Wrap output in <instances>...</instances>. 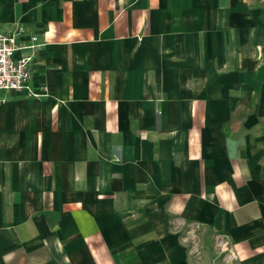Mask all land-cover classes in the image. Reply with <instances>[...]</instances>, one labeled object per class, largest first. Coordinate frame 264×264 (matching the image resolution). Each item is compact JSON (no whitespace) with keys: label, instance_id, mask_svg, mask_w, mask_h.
<instances>
[{"label":"crops","instance_id":"0c3cea01","mask_svg":"<svg viewBox=\"0 0 264 264\" xmlns=\"http://www.w3.org/2000/svg\"><path fill=\"white\" fill-rule=\"evenodd\" d=\"M13 27L0 264H264V0H0Z\"/></svg>","mask_w":264,"mask_h":264},{"label":"built area","instance_id":"2783aa9c","mask_svg":"<svg viewBox=\"0 0 264 264\" xmlns=\"http://www.w3.org/2000/svg\"><path fill=\"white\" fill-rule=\"evenodd\" d=\"M19 32L20 28L18 27L0 32V92H25L27 97L37 98L39 95L28 88V59L13 58V54L19 50V46L15 41ZM34 40V38H31V41ZM35 47L32 46L31 48Z\"/></svg>","mask_w":264,"mask_h":264},{"label":"rangeland","instance_id":"374dc122","mask_svg":"<svg viewBox=\"0 0 264 264\" xmlns=\"http://www.w3.org/2000/svg\"><path fill=\"white\" fill-rule=\"evenodd\" d=\"M196 232H197V228H189L188 229V237L183 239V243L186 245L187 249H188V254L190 256H194L197 257L199 254V250H198V239L196 236ZM218 242H216V239L213 238V249L212 252L215 254V256L217 258H221V260L225 263V264H230V260H229V256H227V251L219 244L218 246Z\"/></svg>","mask_w":264,"mask_h":264}]
</instances>
